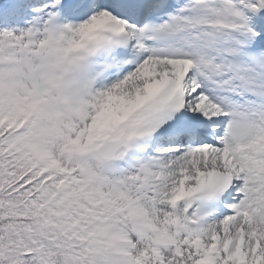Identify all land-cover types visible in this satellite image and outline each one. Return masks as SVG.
I'll return each mask as SVG.
<instances>
[{
	"label": "snow or ice",
	"instance_id": "6c2138e0",
	"mask_svg": "<svg viewBox=\"0 0 264 264\" xmlns=\"http://www.w3.org/2000/svg\"><path fill=\"white\" fill-rule=\"evenodd\" d=\"M0 264H264V0H0Z\"/></svg>",
	"mask_w": 264,
	"mask_h": 264
}]
</instances>
